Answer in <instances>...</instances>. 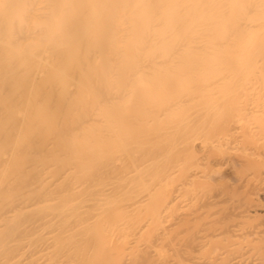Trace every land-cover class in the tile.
Here are the masks:
<instances>
[{"label": "bare ground", "instance_id": "obj_1", "mask_svg": "<svg viewBox=\"0 0 264 264\" xmlns=\"http://www.w3.org/2000/svg\"><path fill=\"white\" fill-rule=\"evenodd\" d=\"M263 198L264 0H0V264H264Z\"/></svg>", "mask_w": 264, "mask_h": 264}, {"label": "rangeland", "instance_id": "obj_2", "mask_svg": "<svg viewBox=\"0 0 264 264\" xmlns=\"http://www.w3.org/2000/svg\"><path fill=\"white\" fill-rule=\"evenodd\" d=\"M233 175H235V174H233ZM236 177L237 178H239V175H236ZM238 181V180H237ZM237 183V182H236ZM263 200H264V198H263ZM262 199H261V202L263 201ZM262 204H264L263 202H262Z\"/></svg>", "mask_w": 264, "mask_h": 264}]
</instances>
